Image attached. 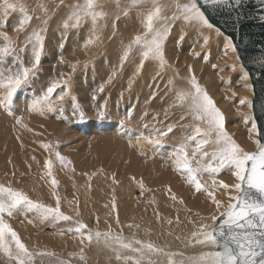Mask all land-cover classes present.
<instances>
[{"label": "snow or ice", "instance_id": "1", "mask_svg": "<svg viewBox=\"0 0 264 264\" xmlns=\"http://www.w3.org/2000/svg\"><path fill=\"white\" fill-rule=\"evenodd\" d=\"M242 2L243 0H203L205 5L213 9L225 6L238 7ZM260 4L264 8V0H260ZM61 6L68 9L66 17L58 25L63 28L61 39L66 42L68 32L72 30L79 32L86 27L88 38L85 40L84 47L102 41L109 19H111L112 29L110 40L115 38L117 22L122 17H130L135 12L141 25V31L133 35L127 44L121 42L117 64L104 84L91 94V102L94 106L99 94L104 92L105 85L116 79L134 51L138 54L139 64L135 65L133 74L128 78L126 91L131 90L146 60L150 59L157 64L156 77L162 75V71L167 67L166 44L177 21H181L183 27L194 29L198 36L202 37L201 47L206 46L210 39V36L204 35L205 29L209 32L214 31L218 37L224 35L212 23L205 10H202L200 0H186V2L181 0H83V3L77 0L69 4H66L65 0H59V3H56V0H49L48 3H38L31 10V14L25 0H0V14L3 17H10L17 12L20 14L18 25L14 28L16 37L10 36L3 30L4 26H0V64L11 61L6 70L7 74L0 76V109L13 115L17 125H21L23 121L22 117L14 115L20 92L28 89L40 74L49 22ZM33 19L39 21L36 26L30 23ZM258 19L264 23V15ZM21 34H24L25 39L23 45L18 46ZM238 51L232 38L225 37L223 57H229L230 53L235 57L232 64H227L225 61L226 66L232 71L237 70L236 61L241 59ZM25 55L28 56L27 63L24 60ZM193 55L200 54L193 52ZM59 60L63 63V56ZM254 63L259 66L261 72H264V53L256 57ZM69 66L75 72L76 65ZM212 68L217 69L218 66L213 64ZM239 70L240 79L245 82L242 86L251 89L249 72L243 65H240ZM85 71H87V64H85ZM188 71L193 73L191 66ZM156 77L153 79L155 80ZM71 84V75L61 74L59 79L50 80L48 86L42 88L39 95H33L30 98L25 96V110L41 117L49 113L63 112L68 103H71L74 111L80 110L82 106L73 93ZM158 87L159 85L157 89ZM165 88L167 89L165 95L171 93L173 96L168 107L164 109L165 118L168 117L171 109L186 106V111L181 114L180 120L190 118L192 121L191 124L181 125L186 131L171 152L173 170L180 174L185 183L192 186L195 192L205 193L219 212V216L213 214L210 217H202V220L210 219L212 223H200L185 239V249L191 248L193 252L186 255L184 251H166L152 242L125 237L122 228L121 231H114L111 225L106 231L88 229L81 220L74 219L73 216L61 211L59 182L53 176V161L45 159L43 167L46 171L42 174V178L50 184V195L55 200V206L33 200L23 189L12 187L11 182L7 185L0 184V264H87L86 248L91 246L93 241L112 252L118 264H158L155 257L160 255L167 258V264H264V141L256 137L252 140L254 147L250 150H246L237 143L226 131L224 114L206 89L199 84L194 74L181 85H177L174 79L170 78ZM57 89H60L58 93ZM155 97L156 92H153L149 102ZM120 98H123V92ZM239 103L250 109L255 108V104L246 98H241ZM158 116L159 113L153 119H157ZM245 122L251 123V132L255 134L257 124L254 117L245 114ZM176 127L175 124H167L162 129L153 127L148 135L137 138L136 146L161 147L164 138ZM41 146L45 150L50 147L48 144ZM55 157L64 168L71 164V161L59 151L55 152ZM225 169L230 171L234 182L226 183L215 179ZM204 174L212 178L211 185H206L199 179ZM23 175L24 173H21V176ZM217 189L227 195V203L217 199L215 195ZM232 192L235 195H232ZM171 198L173 201L176 200L175 195ZM67 203L69 206L76 205L72 210L75 216L79 217V201H67ZM180 203L183 204L184 201L180 200ZM112 210L116 211L115 200L112 203ZM16 215L23 217L21 222L26 221L29 224L37 219L42 223H68L70 226L61 230V234L67 232L78 237L79 251L69 252L67 258H62L52 250L29 248L9 222ZM196 215L200 214L196 213ZM156 216L159 220L158 212ZM175 222L180 223L179 216ZM116 223L117 225L120 223L118 216ZM167 223L171 225L173 220L169 219ZM189 223L193 222L190 220ZM127 227L134 226L129 224ZM135 227L139 228V225ZM176 239L180 240L181 237L177 236Z\"/></svg>", "mask_w": 264, "mask_h": 264}, {"label": "rangeland", "instance_id": "2", "mask_svg": "<svg viewBox=\"0 0 264 264\" xmlns=\"http://www.w3.org/2000/svg\"><path fill=\"white\" fill-rule=\"evenodd\" d=\"M42 1L44 3L49 2V0H25V3L28 7L32 4L33 8H35L36 4ZM68 2L74 3L77 1L65 0L66 4H69ZM79 2H83V0H79ZM49 6L51 7V4ZM63 10L64 12H62ZM67 11L68 9L66 7L61 6L57 12L61 14ZM0 18L5 19L2 14H0ZM124 19L125 21H123ZM2 20H0L2 22L0 26H4L3 30L7 31L12 37L17 36L14 28H6V23H3L4 20ZM129 20H133V22ZM122 21L120 19L117 22L118 31H116L114 38L115 40L117 39V33L120 31L119 38L121 36V40L117 44L114 43V46L110 48L113 50L111 56L107 55L111 54V50H107L106 47L109 42L108 39L105 40L106 29L103 33L104 38L102 41L88 47L83 46L85 40L88 38V29L86 27L82 28L79 32L76 30L68 32L67 38L74 39L75 43L72 46H67L68 48L66 47L67 52L58 51L56 43L51 45V42L56 40V38H53L50 33L48 34V31L46 33L45 44L47 43L49 47L53 46L52 51L56 54V58H51L53 55L48 58L53 59V61L46 62L51 67L45 70L51 72L55 68L51 73L54 77L57 74L59 76L61 74L72 76L71 87L73 93L78 97L79 104L82 106L80 110L74 111L71 103H68L63 112L49 113L44 117L36 113L27 112L24 103L25 96L30 98L33 95H39L41 89L46 88L50 81L48 80L49 76H46L44 80L40 78L41 73L28 89L20 92V98L17 102L14 115L23 118L21 125H17L13 115L2 110L13 120L10 128L14 132L20 130L22 127L24 129L28 128L26 113L32 119L40 120L38 123L42 124L40 132L44 134V138L43 142L42 140L37 142H42V144H48L50 146L48 150L43 148L40 164L43 165L45 159H51L53 161V176L59 182L58 192L61 197L62 212L73 216L74 219L81 220L88 226V229L93 231H106L109 225H111L114 231H121L122 228L125 237H134L144 242H152L157 246L163 247L166 251H184L186 255H189L193 252V249H185L182 242L176 239L180 228L187 226H179L174 223L177 216H179L180 222L191 225L186 233L183 232V235L188 234L183 237V240L200 223L211 224L212 221L206 219L197 223L196 220H200V217L195 212H199V210L204 212L205 208L202 206H206V204L202 206L199 204L198 208H194V199H201L200 194L202 192H195L194 188L186 184L182 176L173 170L172 160L170 158L171 152L186 131L181 125L191 124L192 121L190 118L180 120L181 114L186 111V106L171 109L168 117L165 118L164 109L168 107V104L173 98L171 93L167 96L165 95L167 92L165 84L171 78L165 75L166 70L172 67L171 65L173 64L177 70L184 71L186 69L185 73L189 75V78L192 73H189L187 69L190 64H193L192 66L194 68L195 63L198 70L194 71L197 74H193L198 77L199 84L204 86L206 83L211 82L206 88L208 89L209 95L216 102V106L218 107L219 105V109L225 116L226 131L237 143L247 142L244 146L242 145L243 143L240 144L246 150L254 147L252 140L257 137V132L253 134L251 132V123L245 122V114L253 117L252 109L241 105L239 101L241 98H246L251 102L253 96L252 88L247 89L242 86L245 82L242 79L240 80L239 69L241 63L239 60L236 61V71H232L226 66L225 61H227V64H232L235 57L231 53L229 57H223L224 35L218 37L214 31L209 32L205 29L204 35L210 36V39L206 46L201 47L203 44L202 37H199L194 29L183 27L182 22L177 21L171 32L175 34L171 35L174 41L170 40L173 43V47L170 45V42L166 46L168 50L171 48L174 50H169V53L166 51L165 57L168 53L166 57L167 67L162 71V75L156 77V72L158 71L157 64L149 59V65V60H146L142 68V70L145 69V72L141 70L140 74L135 78L131 90L126 91L128 78L133 74L135 65L139 64V60L136 59L138 58V54L135 53L136 57L135 55L134 58L133 55L131 56V60L134 62H130V60L126 61L116 79L112 83L105 85L104 92L99 94L96 105L94 106L91 102V94L101 84H104L112 72L113 67L117 64L120 43L127 44L129 42L130 39L128 40L127 37H130L133 28L137 29L133 31L134 34L141 30V25L136 18L135 12L130 17L122 18ZM51 22L52 20L49 24ZM36 23L37 20L32 25L34 26ZM123 23L125 24L124 26H122ZM121 29H126V31ZM20 36L19 38H22L24 41L25 36L23 34ZM47 38H49L48 42ZM64 44L68 45L65 42ZM47 52L50 53L49 50ZM193 52L200 55H193ZM61 55L66 58L63 63H60L58 59ZM210 57L212 58L210 59ZM27 61L28 56L25 55V63ZM98 62L102 64L97 65ZM58 63H68V66H63L61 70L60 68H56V64ZM8 64H0V76L5 75ZM44 64L41 62V69L44 68ZM73 64L76 65L75 72L69 66ZM85 64H87V71H85ZM130 64H133V67ZM213 64H216L218 68L213 69ZM218 69L223 70L220 71ZM199 75L202 78L209 79V82L202 83L199 80ZM154 77H156L155 80L153 79ZM157 85H159L158 89ZM139 90L146 91V96L150 90H152V93L156 92V97L152 100L154 104L145 107V95L143 93L137 95ZM59 91L60 89H57V93ZM122 92L123 98L121 99L120 94ZM232 93H235V95H232ZM101 105H104V107H100ZM157 113H159L158 118L153 119ZM167 124H175L177 127L164 138V143L161 147L152 148L147 145L143 147L136 146L138 137L148 135L149 130L153 127L162 129ZM16 126L18 128H15ZM249 137L250 139L248 140ZM3 138L4 131L0 126V181L1 179L2 181L4 179L8 181L10 177L15 182V186H18L17 183L21 185L20 189H23L33 200H40L45 204L55 206V200L50 195V184L45 178H42V174L46 171L44 167H31L32 160L19 153H22L19 150L22 148L27 149V147L20 146L14 153H10V156H16V158L6 157L2 152L1 140ZM37 142L36 144H38ZM56 151H59L61 155L71 161V164L67 168L61 166L60 170L58 169L59 162L55 157ZM18 155H22V157ZM14 159L15 161H13ZM18 167L19 169L16 170ZM13 173H15L14 176ZM21 173H24V175L21 176ZM208 177L207 174H204L199 179L202 183L211 185V183H206L209 181ZM219 177L221 178L220 181L223 180L226 183L234 182V178L227 169L222 171ZM114 180L116 181L115 183L113 182ZM202 194L203 197H207L205 193ZM173 195L176 197L175 201L171 198ZM63 199L79 201V217H76L72 210L76 205L67 206L66 209L62 205V202H64ZM219 199H222L224 203L228 202V197L225 194H222ZM113 200H115L116 204L115 212L112 210ZM180 200H183L184 203L181 204ZM188 207L191 208L192 212H189ZM64 208L70 214L68 212L66 213L63 210ZM194 210L195 212L193 214ZM183 211H187L188 214L183 215ZM157 212L160 214L159 220H157ZM213 214L219 215L215 205L211 210V215ZM117 216L120 222L119 225L116 223ZM169 219L173 220V224L169 225L167 223ZM22 220L23 217L19 215H16L10 220V223L16 227L13 228L19 232L18 234L22 239H27V237L23 238V232L29 236L33 235L37 237L36 235H40L42 238L47 236L48 233L50 234L48 236L51 237H46L48 242L39 249H46L50 243L47 249L55 251L62 258H67L69 252L79 251L80 243L78 237L70 235L67 232L61 234V230L70 226L68 223L46 222L45 226H40L38 219L32 224L26 221L21 222ZM190 220L197 225L193 226V223L189 224ZM129 224L134 227H127ZM135 225H139V228H136ZM85 243L87 244V242ZM86 254L88 258L87 264H118L114 259V254L102 246H98L95 241H93L91 246L86 248Z\"/></svg>", "mask_w": 264, "mask_h": 264}, {"label": "bare ground", "instance_id": "3", "mask_svg": "<svg viewBox=\"0 0 264 264\" xmlns=\"http://www.w3.org/2000/svg\"><path fill=\"white\" fill-rule=\"evenodd\" d=\"M59 0H56V3L58 2ZM70 1H73V0H70ZM77 1V0H76ZM81 1V0H80ZM43 2V1H42ZM181 2H186V0H181ZM69 3V2H68ZM80 3H83V2H80ZM36 6H37V4H36ZM29 8V14H31V10L33 9V6H32V4L28 7ZM110 10V9H109ZM62 12H64V10L62 11ZM68 12V11H67ZM67 12H65V13H59V12H56V14H55V16L51 19L52 20V22H51V24H49V26H48V34L50 33V35H52V37L53 38H56V40H54V41H52L51 42V45H53L54 43H56V45L58 46L57 47V50L59 51V50H61L62 52L63 51H65V52H67V50H66V47L68 46H72L73 45V43H75V40L74 39H69V38H66V41L67 42H65V43H68V45L67 44H64V41L61 39V33L63 32V28L62 27H58V25H60L61 24V20L63 19V18H65L66 17V13ZM37 14H39V13H37ZM122 18H124V17H122ZM122 18H121V21H122ZM134 18V17H133ZM4 20V22L3 23H6V28L7 27H9V28H15L17 25H18V22H19V19H20V14L17 12V13H13L10 17H7V18H0V20ZM2 20V21H3ZM50 20V21H51ZM35 21H36V19H33L30 23L32 24V23H35ZM123 21H125V19L123 20ZM122 21V22H123ZM129 21H132L133 22V20H129ZM126 22H128V21H126ZM0 23H2V22H0ZM39 23V21H37V23L34 25V26H36L37 24ZM120 23V22H119ZM125 23V22H124ZM123 23V25L122 24H120V25H122V26H124L125 24ZM129 23V22H128ZM127 24V23H126ZM131 25V24H130ZM130 25H128V26H130ZM118 26V25H117ZM133 26V25H132ZM135 26V25H134ZM121 27V26H120ZM125 27H127V26H125ZM131 27V26H130ZM4 28V27H3ZM189 28V27H188ZM185 29V28H184ZM106 32L107 33H105L106 34V38H105V40H107L108 39V43H107V50L108 49H110V48H112L113 46H114V43H116L117 44V42L118 41H120L121 40V36H120V38H119V35H120V31L117 33V39L115 40V39H113V40H110L108 37H110L111 36V34H112V29H111V19H109V21H108V27L106 28ZM121 30H123V29H121ZM125 31H126V29H124ZM123 30V31H124ZM134 30H137L136 28H133L132 29V31H131V34H130V37L132 38V36L133 35H135L134 34ZM30 31V30H29ZM81 31V30H80ZM118 31V30H117ZM138 31H139V29H138ZM141 31V30H140ZM184 31V30H183ZM186 31V30H185ZM193 31V30H192ZM24 35V34H23ZM171 35H175L174 33H171ZM16 37V36H15ZM20 37H23V36H20ZM130 37H127L128 38V40L129 39H131ZM173 37V36H172ZM172 37H170V39L167 41V44H168V42H170V45L173 47V43L170 41V40H173L172 39ZM104 38V37H103ZM20 39V38H19ZM58 39V40H57ZM49 41V38H47V42ZM69 41V42H68ZM174 41V40H173ZM104 42V41H103ZM106 42V41H105ZM176 42V41H175ZM100 43V42H99ZM21 44H23V39L21 38L20 39V41L18 42V45L20 46ZM121 44V43H120ZM166 44V46H168ZM48 45H49V43H48ZM61 45H63L62 47H61ZM169 45V46H170ZM47 47V49H45V51H44V54H43V56H42V63L44 64V68L43 69H41V71H40V73L42 74V75H40V78H42L43 80H44V78H46V76H49L48 77V80H57L58 79V77H60L58 74H57V76H53L51 73L53 72V70L55 69H53V70H51V72H49V71H46L45 69L47 68V69H49L51 66L49 65H47V63L46 62H48V61H50V62H52L53 61V59H48V58H50V56L51 55H53V57H51V58H56V54H54V52L52 51L53 50V46L52 47H49V46H47V43L45 44V48ZM67 47V48H68ZM78 47V46H77ZM104 47V46H103ZM59 48V49H58ZM90 49V48H89ZM173 48H171V49H169V50H172ZM176 49V48H175ZM47 50H49L50 51V53H48L47 52ZM91 50V49H90ZM93 50V49H92ZM111 50V49H110ZM169 50H168V47H166V51L169 53ZM174 50V49H173ZM172 50V51H173ZM84 51V50H83ZM166 51H165V54H166ZM62 52H60V53H62ZM212 52V51H211ZM84 53V52H83ZM86 53V52H85ZM135 51L132 53V55H133V58H134V55H135ZM168 53H167V55H168ZM113 54V50H111V54H107V55H112ZM167 55H166V57H167ZM171 55V54H170ZM172 55H173V53H172ZM62 56V55H61ZM66 56V55H65ZM175 56V55H174ZM135 57H136V55H135ZM118 58V57H117ZM132 58V59H133ZM212 57H210V59H211ZM59 59V58H58ZM77 59V58H76ZM95 59V58H94ZM98 59V58H97ZM136 59H138V58H136ZM24 60H25V57H24ZM27 60V59H26ZM63 60H64V62H65V60H66V58L65 57H63ZM104 60H106V59H104ZM139 60V59H138ZM223 60V59H222ZM221 60V61H222ZM76 61V60H75ZM82 61V60H81ZM98 61V60H97ZM100 61V60H99ZM133 60H131L130 59V62H132ZM167 61V60H166ZM172 61H174V60H172ZM183 61V60H182ZM210 61V60H209ZM213 61V60H212ZM59 62H60V60H59ZM194 62H196V61H194ZM8 63H11L10 61L8 62ZM135 63H137V62H135ZM148 63H149V65H150V60L148 61ZM169 63H171V62H169ZM173 63V62H172ZM199 63V62H198ZM99 64H102V63H100V62H98L97 63V65H99ZM57 66H56V68H60L61 70H62V67L64 66H68V63L66 64H56ZM73 65H75V64H73ZM113 65V64H112ZM131 65V67H133V64H130ZM135 65V64H134ZM171 65V64H170ZM189 65V64H188ZM193 65V64H192ZM191 64L189 65V66H191L192 67V69H193V73H196V72H194V71H197L198 69H197V67H196V65H195V63H194V68H193V66H192ZM172 67H169L168 68V70H166V73H165V75H167V76H170L172 79H174V82L177 84V85H181V84H184L185 82H186V80H187V78H188V74H186L185 73V71H186V69L183 71V70H177L174 66H173V64L171 65ZM84 67V66H83ZM110 67V66H109ZM112 67V66H111ZM146 67V66H145ZM149 68V67H148ZM148 68H146V69H148ZM80 69V68H79ZM81 69H83V68H81ZM145 72V69H143L142 70V72ZM187 71H188V69H187ZM6 72V71H5ZM149 72V71H148ZM188 73V72H187ZM192 73V74H193ZM7 74V72L5 73V75ZM197 74V73H196ZM200 74V73H199ZM232 74V73H231ZM195 75V74H194ZM202 75V74H201ZM233 75V74H232ZM42 76V77H41ZM169 77V78H170ZM197 77V76H196ZM210 78V77H209ZM212 78H213V76H212ZM211 78V79H212ZM233 78V77H232ZM234 79V78H233ZM197 80H198V77H197ZM199 80H201L202 81V83H206V82H209V79H205V78H202V77H200V75H199ZM241 80V79H240ZM209 83H211V82H209ZM209 83H206L204 86L202 85V87H204L205 89H206V91L208 92V89L206 88L207 86H209ZM237 83H238V81H237ZM239 84V83H238ZM242 84V83H241ZM148 86V85H147ZM211 86V85H210ZM237 86V85H236ZM150 89H152V88H150ZM213 91V90H212ZM135 93H136V91H135ZM140 93H143L144 95H145V100H144V106L146 107V106H151V105H153L154 103H153V101H150L149 102V97L151 96V94H152V90H150V92L148 93V95L146 96V91H144V90H142V91H140L139 90V92L137 93V95L138 94H140ZM252 94H253V92H252ZM252 98H253V96H252ZM252 100V99H251ZM216 103V102H215ZM218 108H219V105H218ZM27 114V113H26ZM25 114V116L27 117V123H28V128L27 129H24L23 127L20 129V130H18V131H12L11 130V128H10V126L12 125V123H13V120L11 119V118H9L8 116H7V114L2 110V109H0V126L2 127V129H3V131H4V138L1 140V144H2V152H3V154L6 156V157H8V158H10V157H12V155L10 156V153H14V151H16L17 150V148L19 147L20 148V146H23V147H27V149H25V148H22L21 150H19V151H22V153L21 152H19L20 154H23V156H25V157H29L31 160H32V164H31V167L33 166V167H35V168H37V167H39V166H43V165H41L40 164V160H41V155L43 154V147L41 146L42 145V142H43V138H44V134L43 133H41L40 132V130L42 129V124H39L38 122H40V120H37V119H32L30 116H27ZM25 116H24V118H25ZM253 116V115H252ZM4 123H7V124H4ZM97 123V122H96ZM15 128H18L17 126L15 127ZM96 128V127H95ZM40 135V136H39ZM257 137H258V134H257ZM250 139V137L248 138V140ZM39 140H42V142H37V141H39ZM36 142L38 143V144H36ZM243 143V144H242ZM240 144H242L243 146L244 145H246L247 144V142H241ZM12 150H13V152H12ZM16 153V152H15ZM13 155H15V154H13ZM18 156H20V157H22V155H18ZM17 156V157H18ZM14 158H16V156H13ZM12 157V158H13ZM19 157V158H20ZM33 157H35V160H33ZM18 158V159H19ZM13 161H15V159L13 160ZM38 162V163H37ZM22 163V162H21ZM59 166H58V169L60 170V168H61V165H60V163L58 164ZM17 169H19V167L18 168H16V170ZM4 171H5V169H3ZM12 172V171H11ZM21 172H22V170H21ZM30 172H32V170H30ZM221 177V176H220ZM219 177V175H218V177L217 178H215V179H217L218 181H220V178ZM209 178V181L208 182H206V183H212V178H210V177H208ZM207 178V179H208ZM221 181H223V180H221ZM3 182V183H2ZM9 182H11L12 183V186L13 187H15V188H18V189H20L21 187V185H19L18 183H17V185L18 186H15V182L13 181V179L12 178H10L9 177V180L8 181H6L5 179L2 181V179H1V181H0V184H4V185H7ZM205 182V181H204ZM26 183V182H25ZM228 183H231V182H228ZM223 193H222V190H220V189H217L216 190V193H215V195H216V197H217V199H219L220 197H221V195H222ZM194 195H196V194H194ZM201 196V199H194V208H198V205L199 204H201L200 206H202V205H204V204H206V206H202L203 208H205L204 210V212L203 211H200L199 210V212L198 211H196L195 212V210L193 211V214H194V212H195V214L196 213H199L200 215H199V217H200V220H196L197 221V223H200V221L202 220L201 218L202 217H209V215H211V210L213 209V207H214V205L215 204H213L212 202H211V200L208 198V197H203V194L201 193L200 194ZM232 195H235V193L233 192L232 193ZM203 197V198H202ZM63 201L64 202H62V205L67 209V206H69V204L67 203V201L68 200H66V199H63ZM208 205V206H207ZM65 208L63 209L64 211H66L65 210ZM188 209H189V212H192V210H191V208L190 207H188ZM179 210V209H178ZM180 211V210H179ZM178 211V212H179ZM69 213L70 214V212L69 211H66V213ZM184 213H183V215H187L188 214V212L187 211H183ZM177 214V213H176ZM217 214V213H216ZM215 214V215H216ZM203 220H206V219H203ZM38 224L40 225V226H45L46 225V222H40V220L38 219ZM10 222V221H9ZM202 222V221H201ZM174 223H176L175 221H174ZM173 224V223H172ZM177 224V223H176ZM189 224H191V223H189ZM11 225H13L12 227H14V228H16L15 226H14V224H12L11 223ZM177 225H187V226H185V227H181L180 228V231H179V233H178V236L179 237H181V240H179L180 242H182V244L184 245V242H185V240H183V237H185V235H188V234H184L183 235V232L184 233H186L190 228V226L191 225H188V223H183V222H180L179 224H177ZM194 225H197V224H195V223H193V226ZM19 233V232H18ZM49 234V233H48ZM48 234H47V236H48ZM50 235V234H49ZM37 237H35V236H33V235H31V236H29L28 234H26V233H24L23 232V238L24 237H27V239H22V241L29 247V248H37V249H39L40 247H42V245L44 246V244H46V242H48V240H47V236H45L44 238H42V236H40V235H36ZM39 236V237H38ZM49 237H51V236H48V238ZM47 240V241H46ZM60 240H62V239H60ZM50 244V243H49ZM49 244H48V246H49ZM181 244V243H180ZM48 246L46 247V249L48 248ZM51 246V245H50ZM55 246V245H54ZM56 247H57V244H56ZM49 249H51L50 247H49ZM156 259H157V261H158V264H165V263H167V259H166V257L165 256H163V255H160V256H158V257H156Z\"/></svg>", "mask_w": 264, "mask_h": 264}, {"label": "water", "instance_id": "4", "mask_svg": "<svg viewBox=\"0 0 264 264\" xmlns=\"http://www.w3.org/2000/svg\"><path fill=\"white\" fill-rule=\"evenodd\" d=\"M200 6L212 23L225 37H231L239 49V61L249 72V81L252 84L251 102L255 104L252 115L257 124V134L264 141V72L254 63L255 58L264 53V23L258 19L264 15V8L260 0H243L238 7L215 9L200 0Z\"/></svg>", "mask_w": 264, "mask_h": 264}]
</instances>
